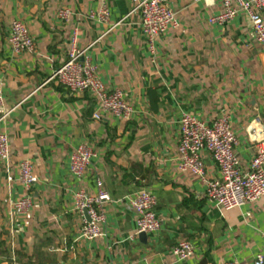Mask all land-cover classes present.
<instances>
[{
  "label": "crops",
  "instance_id": "0c3cea01",
  "mask_svg": "<svg viewBox=\"0 0 264 264\" xmlns=\"http://www.w3.org/2000/svg\"><path fill=\"white\" fill-rule=\"evenodd\" d=\"M223 1L168 0L177 27L150 44L140 14H130L132 0H108L110 23L122 22L107 34L90 18L100 0H0V85L10 112L2 119L0 110L10 151L8 162L0 160V264H253L264 252V198L220 212L200 179L178 169L183 114L205 123L227 116L243 170L254 155L246 127L255 118L264 124V52L245 14L209 24ZM61 9L71 10L68 21L57 18ZM14 20L27 27L34 53L10 49ZM72 46L85 50L108 90L122 91L129 121L102 111L88 92L73 96L46 83ZM81 144L95 157L78 179L70 159ZM201 158L207 176L218 179L209 154ZM23 160L33 168L30 193L19 181ZM98 181L110 201L102 207L104 236L88 241L74 194L95 196ZM139 190L155 197L158 232L136 233L129 199ZM27 196L31 209L20 215L14 204ZM181 241L194 250L183 261L171 251Z\"/></svg>",
  "mask_w": 264,
  "mask_h": 264
},
{
  "label": "built area",
  "instance_id": "2783aa9c",
  "mask_svg": "<svg viewBox=\"0 0 264 264\" xmlns=\"http://www.w3.org/2000/svg\"><path fill=\"white\" fill-rule=\"evenodd\" d=\"M199 1V0H194ZM108 0H100L98 12L91 13L90 18L106 24L105 34L121 24H111L107 6ZM133 8L130 14H140V29L150 44L165 34L169 28L177 27L176 14L170 9L168 0H132ZM222 12L209 19V24L224 26L237 15L245 14L251 24L255 41L264 52V0H224ZM72 16L69 9H61L57 18L68 21ZM104 34V35H105ZM10 49L14 54H32L35 43L25 24L14 20L10 25L8 39ZM53 82L63 87L69 95L77 96L83 93L92 94L98 101L102 111L114 118L129 121L133 109L128 105L121 90H108L98 77L97 68L86 56L85 50L71 47L67 60L57 67L46 83ZM0 110L4 111V96L0 85ZM10 112L4 111L2 119ZM94 118L99 120V116ZM180 139L177 148L181 172H190L197 176L205 188L206 200L220 212L239 209L245 204L255 203L264 198V124L255 118L247 127L249 142L254 144V155L247 170L240 167L236 153L238 140L232 131L227 116L216 118L211 123H205L188 114L180 118ZM206 151L219 170L218 179L209 178L203 164L201 153ZM95 153L85 144L74 151L70 159L71 174L81 179L91 164ZM10 158L9 139L5 133L0 134V160L8 162ZM19 181L28 193L34 185L33 168L29 161L19 164ZM110 201L109 194L97 182V194L87 195L83 190L74 194V211L81 217V238L93 241L104 236L102 225L105 223L103 205ZM129 204L136 214L137 234L158 232L162 221L155 215L156 200L146 190H139L129 199ZM32 206L30 196L17 201L14 208L20 215L27 214ZM172 254L178 260L189 259L193 247L188 241L175 244ZM224 264H238L228 261ZM253 264H264V252L255 256Z\"/></svg>",
  "mask_w": 264,
  "mask_h": 264
}]
</instances>
